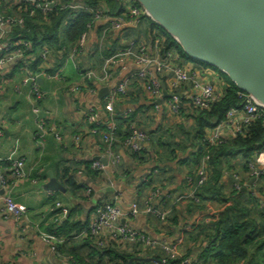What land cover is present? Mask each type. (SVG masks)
<instances>
[{
  "label": "crops",
  "instance_id": "obj_1",
  "mask_svg": "<svg viewBox=\"0 0 264 264\" xmlns=\"http://www.w3.org/2000/svg\"><path fill=\"white\" fill-rule=\"evenodd\" d=\"M120 1L124 3L125 10L121 18L128 19L127 10L133 2ZM19 13L18 0H0V14L18 17ZM148 20L140 19L137 26L110 30L103 38L104 22L93 21L80 50L60 39L55 46L42 44L35 51L26 45L29 52L24 53L22 59L13 58L0 64V177L8 167L5 161L8 158L22 159L28 174V178L17 182L9 194L25 216L15 220L0 215V264H72L65 258L70 256L75 257L79 264H107L105 259L97 257V249L87 233L96 208L105 202L127 212L133 203L142 210L146 200L154 196L152 206L169 212L166 223L143 213L136 218H125L121 223L169 244L182 238L179 254L188 258L191 264H214L212 250L217 244L211 243L213 240L208 229L220 212L230 206L226 201L230 197L241 200L249 216L264 227V209L257 205L264 206V179L261 177L252 187V173L240 166L239 163L245 161L240 155L220 159L219 196L204 195L206 198L199 210L184 199L188 193L186 177L195 171L199 161L195 160L197 147L191 140L196 124L188 99L191 92L188 85L176 89L182 110L175 114L168 105V99L156 105V100L146 92L143 83L131 80L126 95L115 102L114 113L119 119L120 131L125 128L120 117L126 118L124 113L130 110L135 120L149 133L146 155L141 161L132 160L123 145L118 144L115 147V153L121 158L118 166H108L100 173L91 170L96 159H107L101 134L92 133L94 126L88 121L87 110H96L101 126L109 124L110 116L104 109L105 98L97 102L99 89L112 91L139 68L132 61L118 62L111 67L113 79L105 86L87 80L85 74L99 72L109 55L132 40L144 42L150 52ZM10 30L11 27L4 29L3 44L12 43L7 37ZM62 31L63 26L59 32ZM43 48L49 50L46 61L40 57ZM2 57L0 50V59ZM38 60L41 62L37 67L35 63ZM186 66L195 70L203 81L216 85V93L222 92L225 83L216 74L218 71L204 69L191 62ZM35 74H39L36 83L40 98L37 100H34L31 86L24 83L27 77ZM169 77L170 74L163 75L166 79L163 84L170 95ZM34 107L39 108L47 123L43 148L36 141ZM210 131L206 130V134ZM223 134L228 136L230 133L225 130ZM55 135L58 139L54 138ZM251 161L259 163L255 155ZM52 179L62 191L45 189ZM71 184L77 188L73 193ZM236 185H240V189L234 188ZM3 196L5 193L0 186V198ZM57 203L69 210L67 217L60 216L55 208ZM43 235L59 239L60 242L53 245L55 250L59 246V253L51 250ZM118 247L116 249L120 252L122 248ZM133 247L124 245L126 254H138ZM262 253L259 264H264V248Z\"/></svg>",
  "mask_w": 264,
  "mask_h": 264
},
{
  "label": "built area",
  "instance_id": "obj_2",
  "mask_svg": "<svg viewBox=\"0 0 264 264\" xmlns=\"http://www.w3.org/2000/svg\"><path fill=\"white\" fill-rule=\"evenodd\" d=\"M19 6L24 3L29 6V17H33L35 12L38 11L42 15H46L51 12L58 4V0H18ZM130 2H132L130 0ZM69 9L72 11H82L92 15L93 21H103L104 28L101 32V38L104 37L110 30L119 29L122 26H137L140 23V19L144 16V12L141 8L134 6L128 7L127 15L128 20L124 21L120 17H110L106 12L100 8H88L81 4L69 5ZM12 25L23 26L22 19H12L4 17L0 14V50L3 56L0 59V64L9 59H22L23 52L21 47L26 48V44L17 42L16 44H3L4 29L11 27ZM87 34L81 35L76 49L80 50L85 44ZM157 44L155 43L154 49L148 51V47L144 42L138 40H132L127 46L123 47L117 52L109 55L103 62L101 70L97 73L88 72L85 74L87 80L94 81L99 86L108 85L113 75L111 67L118 62L132 61L139 70L132 74V76L119 83L110 93L105 97L104 109L109 114L110 119L115 116L114 104L118 98L124 97L127 93V88L133 79L141 81L148 94L152 96L154 100H158L162 95L161 78L165 73L170 74L168 85L171 90V97L168 99V105L171 111L178 114L180 109L179 96L173 94V92L181 85H188L191 92L188 96L190 103L194 108L208 109L212 103L217 99L215 85L199 78L195 70L189 68H175L171 67L170 63L166 60L162 61L157 54ZM43 61H46L49 57V50L43 48L40 55ZM41 75V74H40ZM39 74L30 75L24 80V83L31 86L32 95L34 100L40 98L38 85L36 83ZM243 98L242 108H230L225 116L223 122H221L214 130L206 134V136L200 141L203 148L209 146H215L224 143L237 135L243 133L242 126L250 125L252 122L261 120L264 122V107L257 105L250 97L244 93L239 94ZM88 121L93 124L92 133L101 134V139L105 149V157L107 159V165L103 166L100 161H95L92 165L94 169L104 171L106 167H116L120 163L121 158L113 151L112 145L115 142L116 126L113 121L109 124L101 126L97 119V113L94 108H88ZM34 116V122L36 127V141L40 148H43L45 136L47 134V123L43 119L38 107H34L32 110ZM131 113L130 110L124 113L125 117ZM103 127L104 129H102ZM131 134L125 146L133 152H140L144 148H147L148 136L140 128L134 126L130 127ZM227 130L230 134L225 136L223 132ZM1 136V132H0ZM58 139V136H54ZM255 159L259 160L258 165L251 161L247 164V168L251 171L253 182L252 187L256 182L264 177V150L255 154ZM210 158L208 155L201 157L197 163L193 176H187L186 182L188 184V193L184 196L185 200H191L195 203L199 202L197 198V189L203 186L210 175ZM8 163V167L5 173L0 177V186L4 190L5 196L0 198V215L14 218L19 220L25 216V212L19 208L10 198V191L14 185L28 178V174L24 169V161L20 158H8L5 160ZM236 189H240V185H236ZM51 195V193H49ZM255 195V192H251ZM156 196V193H155ZM154 196H150L144 203V208L139 209L136 203L130 205L127 212H123L120 207L113 203L105 202L95 210L94 217L87 229V233L91 240H95L98 247H103L107 242H116L122 245H138L144 249H148L151 252H161L164 255L162 263L167 260H178L179 264H191L188 258H182L179 254V246L183 243L182 238H178L174 244H169L164 240H156L149 234L142 232L133 227L122 224L121 222L125 218H136L140 213L154 217L161 223H165L168 219L169 212L163 209L155 208L152 206ZM56 210H59L60 216L67 217L68 209L61 204H55ZM44 241L51 245V250L55 252L56 242H60L55 236L43 235Z\"/></svg>",
  "mask_w": 264,
  "mask_h": 264
},
{
  "label": "trees",
  "instance_id": "obj_3",
  "mask_svg": "<svg viewBox=\"0 0 264 264\" xmlns=\"http://www.w3.org/2000/svg\"><path fill=\"white\" fill-rule=\"evenodd\" d=\"M132 2L134 6L140 8L137 3L134 1ZM72 4H81L88 8L101 7L110 17L121 18L123 13H125L124 3L120 0H58L56 7L46 15H42L36 11L33 17H29V6L22 3L20 5V13L18 17L1 14L6 18H20L23 20V26H11V30L7 34V37L12 40V44H16L17 42L25 43L32 51H35V49L42 44H47L50 47L51 45L55 46L60 39H64L68 44L76 48L81 35L86 33L88 28L92 25L93 17L82 11L70 10L69 5ZM122 19L124 21L128 20L127 18ZM142 19L147 18L143 17ZM148 22L150 23V31L148 33L149 45L153 50L155 43L158 41L157 54L162 61H168L172 68H188L186 64L191 62L193 65H197L201 68L215 70L203 63L189 59L183 54L179 45L170 35L152 21L148 20ZM62 26L63 31L59 32ZM18 47L21 48L23 55L24 53L27 54L29 52L27 46L26 48L21 46ZM40 62L41 61L38 60L37 63H35V66L38 67V63L40 64ZM219 74L220 78L224 81L225 86L220 94L219 92L216 93V101L212 103L208 109L194 108L190 103L196 124V127L192 132L193 138L191 139L193 140L192 143L195 144L194 146L197 147L195 160H199L204 155H208L211 167L207 182L197 189L196 196L199 199V202L195 203L194 201L189 200L194 204V207L197 208L196 210H199L202 207L200 205L204 201V198H206L204 195L212 197L221 194L220 189L217 187L218 179L220 177V167L222 165L220 159L224 157L226 158L227 156L234 158L237 155H240L247 162L246 164H248L256 153L258 154L264 150V122L261 120L252 122L250 125L244 127L242 126L243 133L241 135H237L224 143L209 146L208 148H203L201 146L200 141L206 136V130H214L221 122H223L230 108H242L243 98L239 95L241 92L237 90L224 74L220 72ZM165 80V78H161L163 83ZM173 94L177 95L178 93L175 90ZM181 110L182 107H180L178 112L180 113ZM131 114L132 111L128 117H120V119L124 121L123 124L125 128L123 131H120L119 125H117L119 119H117L116 115L110 119V121H113L116 126L115 142L112 145V149L115 152V147L118 144H121L132 160L141 161L142 156L146 155V148L140 152H133L125 146V142L131 134V126L140 128L146 133L148 136L147 147L149 145V133L141 127V124H139ZM105 149L106 146L104 151ZM92 165L93 164H91V170H93L94 173L102 172L101 170L94 169ZM87 168L90 169L89 166ZM194 174L195 173L193 172L189 176H193ZM262 179H264V177ZM70 190L73 193L77 188L71 184ZM226 201L230 203V206L225 207L222 212H220L218 218L212 222L211 228L208 229L210 238L213 240L211 243L214 245L217 244L212 250V252H214L212 258L215 259V262L213 263L259 264V258L263 257L264 227L249 216L248 210L243 206L241 200L230 197ZM257 205L261 210L264 209V206H260L258 203ZM167 221L168 219L166 222ZM66 227L70 229L67 225ZM77 231H79V229ZM89 239L91 238L89 237ZM92 241L97 249V257L100 260L105 259L107 264H129L130 261L131 264H151V262H145L143 260L148 258H152L163 264L162 260L164 255L158 251L151 252L138 245H133V248L138 250V254L130 255L126 254V248L120 243L107 242L105 246L98 247L95 240ZM115 243L122 248L120 252L116 249L119 247L118 245L115 246ZM57 247L59 246L57 245ZM57 247L55 252H58ZM210 252L211 251L207 253L209 254ZM65 258H68L72 264H79L77 260L74 259L75 257L73 258L70 256ZM100 263L101 262H98L97 264ZM164 264H179V261L167 260Z\"/></svg>",
  "mask_w": 264,
  "mask_h": 264
},
{
  "label": "water",
  "instance_id": "obj_4",
  "mask_svg": "<svg viewBox=\"0 0 264 264\" xmlns=\"http://www.w3.org/2000/svg\"><path fill=\"white\" fill-rule=\"evenodd\" d=\"M144 16L170 35L189 59L224 74L264 107V0H133ZM110 89L100 88L97 102ZM171 95L162 84L161 105ZM103 166L105 159H96ZM49 191H62L53 179ZM145 262L161 264L152 258ZM131 264V261L129 262Z\"/></svg>",
  "mask_w": 264,
  "mask_h": 264
},
{
  "label": "rangeland",
  "instance_id": "obj_5",
  "mask_svg": "<svg viewBox=\"0 0 264 264\" xmlns=\"http://www.w3.org/2000/svg\"><path fill=\"white\" fill-rule=\"evenodd\" d=\"M215 72H217V71H215ZM217 75H219L220 76V74L217 72L216 73ZM231 162V161H230ZM247 162L246 161H244V162H240L239 164H240V166H244L245 168H247V164H246ZM249 163V162H248ZM196 168V167H195ZM236 182V181H235ZM234 188H236V187H234Z\"/></svg>",
  "mask_w": 264,
  "mask_h": 264
}]
</instances>
